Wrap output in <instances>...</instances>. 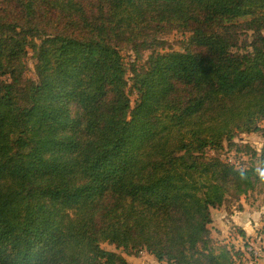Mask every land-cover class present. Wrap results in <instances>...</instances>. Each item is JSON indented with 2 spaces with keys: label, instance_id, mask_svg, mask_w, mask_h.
<instances>
[{
  "label": "trees",
  "instance_id": "obj_1",
  "mask_svg": "<svg viewBox=\"0 0 264 264\" xmlns=\"http://www.w3.org/2000/svg\"><path fill=\"white\" fill-rule=\"evenodd\" d=\"M263 31L264 0H0V264H246L209 225L264 183Z\"/></svg>",
  "mask_w": 264,
  "mask_h": 264
},
{
  "label": "rangeland",
  "instance_id": "obj_2",
  "mask_svg": "<svg viewBox=\"0 0 264 264\" xmlns=\"http://www.w3.org/2000/svg\"><path fill=\"white\" fill-rule=\"evenodd\" d=\"M188 39L189 34L165 33L158 36V42H162V45L153 46L152 44H147L141 46L136 41L137 43L131 46L119 48V55L123 59L125 68H128L132 62L143 63L148 60L149 56L153 57L152 55H156V53L170 50L179 51L183 40L187 42ZM30 45L29 39L23 41L22 51L18 59L21 83L23 85H31L36 82L34 73L35 57ZM5 79L6 77H0V83ZM133 99L132 95V102ZM241 138L243 143L248 144L252 149L259 150L264 145V131L245 134ZM208 154L212 156L214 153L209 152ZM215 154L219 159H226L223 151L218 150V153ZM232 156L230 155V160L240 157L239 159L242 160V163L248 164L247 157L241 155L233 156V158ZM255 160L253 161L255 162ZM211 216L212 223L209 227H211V235L217 246H234L235 250L242 254V260L246 264H264V183L257 184L256 188L246 195H241L234 200L228 199L224 206L212 209ZM240 230L244 232L243 236H240ZM102 248L107 251H117L113 246L107 244H103ZM137 256L139 258L126 257V259L130 264H164L157 262L145 251H140Z\"/></svg>",
  "mask_w": 264,
  "mask_h": 264
}]
</instances>
